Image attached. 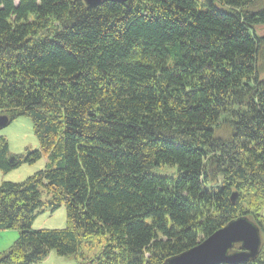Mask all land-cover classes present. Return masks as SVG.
I'll return each mask as SVG.
<instances>
[{"label": "trees", "instance_id": "16d2710c", "mask_svg": "<svg viewBox=\"0 0 264 264\" xmlns=\"http://www.w3.org/2000/svg\"><path fill=\"white\" fill-rule=\"evenodd\" d=\"M259 26L264 0H0V115L30 117L25 159L49 160L0 186V230L19 231L0 264L85 247L91 264H165L244 215L263 245L239 264H264ZM62 204L66 227L32 228Z\"/></svg>", "mask_w": 264, "mask_h": 264}, {"label": "rangeland", "instance_id": "374dc122", "mask_svg": "<svg viewBox=\"0 0 264 264\" xmlns=\"http://www.w3.org/2000/svg\"><path fill=\"white\" fill-rule=\"evenodd\" d=\"M256 30L258 34H264V26H259ZM0 138H5L8 141L9 151L7 162L9 164H16L14 168L7 171L0 167V186L3 182H22L37 171L46 168L49 162L46 156H42L32 163L25 159L30 151L39 148V139L34 129V123L30 117L19 116L12 121L10 119V123L6 127L0 129ZM154 172L161 175L166 174L164 167L159 171L154 170ZM174 176L176 177V175ZM66 225V207L62 204L61 207L55 210H51V207L45 206L40 208L34 217L32 228L35 230L62 229L66 227ZM18 234V230H0V252L11 247L17 240ZM238 248H240V244H236L235 249ZM85 250L87 253L83 261L76 258L60 256L52 251L44 260L35 264H91L90 256L93 252H90L87 247H85Z\"/></svg>", "mask_w": 264, "mask_h": 264}, {"label": "water", "instance_id": "95a60500", "mask_svg": "<svg viewBox=\"0 0 264 264\" xmlns=\"http://www.w3.org/2000/svg\"><path fill=\"white\" fill-rule=\"evenodd\" d=\"M89 8L106 1L128 4L130 0H84ZM10 123L7 115H0V129ZM238 192L234 191L231 201L236 203ZM262 235L259 226L248 216H240L229 221L196 246L169 257L165 264H239L255 259L262 247ZM236 244L240 248L235 249Z\"/></svg>", "mask_w": 264, "mask_h": 264}, {"label": "bare ground", "instance_id": "6f19581e", "mask_svg": "<svg viewBox=\"0 0 264 264\" xmlns=\"http://www.w3.org/2000/svg\"><path fill=\"white\" fill-rule=\"evenodd\" d=\"M86 4V3H85ZM262 235V234H261Z\"/></svg>", "mask_w": 264, "mask_h": 264}]
</instances>
